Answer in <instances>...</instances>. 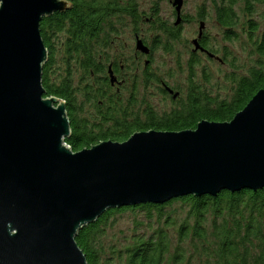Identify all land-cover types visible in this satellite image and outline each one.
Segmentation results:
<instances>
[{"label": "water", "instance_id": "obj_1", "mask_svg": "<svg viewBox=\"0 0 264 264\" xmlns=\"http://www.w3.org/2000/svg\"><path fill=\"white\" fill-rule=\"evenodd\" d=\"M70 8L0 0V264H88L76 237L110 209L264 189V90L230 121L74 152L66 103L44 97L40 28ZM136 48L149 51L141 40Z\"/></svg>", "mask_w": 264, "mask_h": 264}, {"label": "trees", "instance_id": "obj_2", "mask_svg": "<svg viewBox=\"0 0 264 264\" xmlns=\"http://www.w3.org/2000/svg\"><path fill=\"white\" fill-rule=\"evenodd\" d=\"M67 1L71 3L70 9L55 13L41 22L42 38L49 51L42 80L45 98L56 97L66 103L71 136L65 142L74 152L103 141L124 142L137 132L183 131L195 129L203 120L230 121L259 90H264V25L261 26L260 21L255 19L264 0H241V15L236 11L238 0H211L216 21L223 29L222 36L226 41H234L238 37L235 30L239 20L243 34L250 40V54L241 61L239 68L236 61L233 62L235 71L223 98L215 94L206 68H201L202 79L197 82L194 69L200 61L193 56L187 91H178L181 96L176 104L179 108L161 117L150 112L130 113L127 108L135 105V99L132 97L124 105L121 96L113 94L110 82L99 75L103 67L98 63V54L113 32H106L104 23L116 30L110 23L112 18L123 14L134 15L135 7L123 8L117 0ZM201 13L199 18L203 20L205 12ZM173 28L163 30L161 26L166 35L175 34ZM60 34L65 38L57 40ZM202 45L212 53L218 52L205 39ZM59 52L62 56L60 65L67 68L65 71L57 69ZM218 61L229 64L224 57ZM75 68L82 70L79 72V89L72 81ZM86 80L91 84H83ZM144 81L158 82L160 94L164 100L169 99L164 90L172 88L165 81L149 76ZM208 88L213 91L212 96L206 92ZM130 93H133L132 90ZM79 95L96 105L91 117L87 112L84 115L85 105L76 102ZM140 115L146 119L144 122L139 120ZM174 205L186 208V215L180 217L173 210L169 211ZM126 213L134 215L136 224L132 229L136 232L139 226L141 231L131 237L132 241L123 249L107 245L105 238L110 227L117 216ZM170 229H174L173 235L169 233ZM76 242L88 264H196L198 260L200 264H264V189L257 192L223 191L216 197L190 195L161 205L141 204L110 209L95 223L82 228ZM172 242H175L174 250Z\"/></svg>", "mask_w": 264, "mask_h": 264}, {"label": "rangeland", "instance_id": "obj_3", "mask_svg": "<svg viewBox=\"0 0 264 264\" xmlns=\"http://www.w3.org/2000/svg\"><path fill=\"white\" fill-rule=\"evenodd\" d=\"M172 0H135L137 4V15L139 25L135 26L130 22L129 18H116L115 25L116 31L107 38V44H103L101 52L99 55L98 63L103 69L100 71L99 75L107 74L110 78L113 76L111 72V67L108 65L113 58L115 61H119L120 67H124L123 72L119 71L117 74L119 77L124 79L119 80L117 78L111 77V86L113 85L112 93L116 96H121V102L124 105L133 97L135 99V105L127 108L130 109V113L138 115V112L146 114V112L154 113L159 117L163 115H169L174 109L179 108L178 105H172L170 100L163 98L160 94L158 88L159 83L154 81L145 82L149 74L160 78L165 81L167 85L179 91H187L189 82V73L192 66V41L198 37L199 31L203 30V34L206 36L207 41L212 42V47L218 50L216 52L217 57L225 58L228 65L220 64L216 60L212 61L208 56L198 54L195 59H199L200 64L194 70L197 82L200 83L202 76L200 75L201 68H206L209 80L214 86L215 94L219 95L221 98L228 92L230 88V78L235 69L233 68V62L239 61L236 65L240 67L241 61L250 54V40L242 32V26L238 20L239 26L237 24L238 37L234 38V41H226L225 37L222 36L223 29L216 21L217 17L214 14V9L211 0H184L182 5V17H185L186 22H176V15L174 13V7L171 3ZM238 4V5H237ZM236 11L238 15H241L242 2L238 0L236 3ZM205 12L206 18L201 20L199 14ZM141 15L155 16V22L153 24L146 23V18L141 17ZM260 25H264V5L259 7V13L255 16ZM239 18V16H238ZM241 20V18H239ZM176 22V26H175ZM180 23V24H179ZM168 29L169 27H174L175 34L166 35L162 31ZM141 33L140 36L145 39L148 43V53H144L138 50L135 53V46H137L135 34ZM65 35L60 34L57 40H62ZM212 39V40H211ZM142 41V39H140ZM60 43V42H58ZM190 45L187 47V45ZM211 45V44H210ZM110 46V47H109ZM56 65L59 67L57 69L65 71L61 63L62 56L60 52L57 54ZM106 63V66H105ZM231 64V65H230ZM81 69L75 68L72 71V81L77 89L81 85L79 80V72ZM82 71V70H81ZM110 72L112 74H110ZM127 75V76H126ZM60 77V75L58 74ZM57 76V77H58ZM115 76V75H114ZM205 82V79H203ZM91 84V81H83V84ZM120 91L119 93L116 92ZM132 90L133 93L129 92ZM208 95L212 96L213 91L208 88L206 90ZM178 94L179 93H175ZM124 96H127L125 98ZM114 97V96H112ZM165 97V96H164ZM122 98H125L122 100ZM115 101L117 98H113ZM133 99V100H134ZM102 100V99H101ZM60 102V101H59ZM76 102L78 104H84L86 111H82L84 115L93 114L96 105L88 102L82 95L77 96ZM106 103V100H105ZM122 103V104H123ZM119 105V104H118ZM87 112V114H85ZM82 113V114H83ZM139 120L144 122L140 115ZM173 210V211H172ZM169 211L179 214L180 217L186 215V208L182 209L181 205H174ZM173 215V217L176 216ZM134 216V215H133ZM131 213H126L124 215H119L116 218V222L109 229V234L105 238L106 244L111 245L117 249H123L132 241L130 238L141 231L140 227L134 228L135 219ZM143 218V216H140ZM138 218V219H140ZM174 229H170L169 233L173 235ZM174 240V236L172 238ZM173 250L175 248V242H172ZM172 250V251H173ZM171 251V253H172ZM173 254V253H172ZM168 259V257H166ZM196 264H200L199 260Z\"/></svg>", "mask_w": 264, "mask_h": 264}, {"label": "flooded vegetation", "instance_id": "obj_4", "mask_svg": "<svg viewBox=\"0 0 264 264\" xmlns=\"http://www.w3.org/2000/svg\"><path fill=\"white\" fill-rule=\"evenodd\" d=\"M106 1H113V0H106ZM118 2V4H119V6H121V7H123V8H128V7H135V11H136V14H134V15H128V14H123L121 17H114V18H112V21L110 22L111 24H113L114 25V27H117V25H115V22H116V18H118V19H121V18H129L130 19V22L132 23V24H134L135 26L137 25H139V23H138V19H137V15H139L138 14V12H137V4H136V2H135V0H117ZM174 1L175 0H172L171 1V3H172V6L174 7V13H175V15H176V22H186L185 20H184V17H182V14H181V12H182V7H181V10H180V13H179V11L177 10V7L176 6H174ZM184 1V0H183ZM141 17H145L146 18V23H150V24H153L154 22H155V16H145V15H141ZM176 22H175V26H176ZM179 23V24H180ZM107 24L106 23H104V30L106 31V32H111V31H113V27L112 26H110V27H107L106 26ZM116 30H114V32H115ZM140 34L141 33H138V34H135V40H136V43H137V41L138 40H140V39H142V42H143V44L145 45V46H149L148 45V43H147V41L145 40V39H143L141 36H140ZM207 40L206 39V36L203 34V30H200L199 31V34H198V37L196 38V39H194L193 41H192V45H193V50H192V54H191V58H193V56L194 57H196L198 54H202V55H206V56H208V57H210V58H212V59H216V61L217 62H220V63H222V61H218V60H220V56H219V58L216 56V54L215 53H212L211 51H209L207 48H205L203 45H202V43H203V40ZM212 40V39H211ZM195 41H197V44H198V48H196V45H195ZM211 44V46H212V42H210V40H209V45ZM190 45V43L187 45V47ZM138 50H137V48H136V46H135V53L137 52ZM138 53V52H137ZM115 59L116 58H113V60L112 61H110L109 62V66L111 67V72H113V76H111V77H114V78H117V79H119V80H122V82H124V79L123 78H121V77H119L117 74H115V73H117L118 72V70L119 71H121V72H123V70H124V67H120V66H118L119 65V61H115ZM223 59V58H222ZM224 64V63H223ZM105 66H106V63H105ZM110 72V74H112ZM115 75V76H114ZM127 76V75H126ZM149 77H152V75L151 74H149L148 75ZM100 77L102 78V79H104V80H108L109 82L111 81V77L109 78L108 77V75L107 74H102V75H100ZM153 77H156V76H153ZM111 84V83H110ZM112 87H113V85H112ZM172 88V87H171ZM172 90H173V93H170L169 91H166V90H164V93H166L167 95H168V97H169V100H170V102H171V104L172 105H177L176 104V102L179 100V98H180V93L178 92V91H175L173 88H172ZM171 90V91H172ZM117 91H118V89H117ZM175 93H179L178 94V96H176L175 97Z\"/></svg>", "mask_w": 264, "mask_h": 264}, {"label": "bare ground", "instance_id": "obj_5", "mask_svg": "<svg viewBox=\"0 0 264 264\" xmlns=\"http://www.w3.org/2000/svg\"><path fill=\"white\" fill-rule=\"evenodd\" d=\"M213 13L215 14V12H213ZM203 17H204V19L206 18L205 14H204ZM200 18H201V17H200ZM238 63H239V61H236V62H235L236 65H237ZM233 74H234V72H233Z\"/></svg>", "mask_w": 264, "mask_h": 264}]
</instances>
